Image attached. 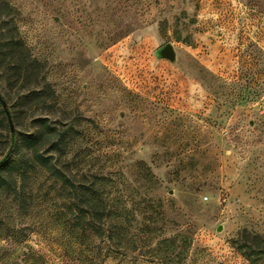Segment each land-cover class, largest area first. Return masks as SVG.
Returning a JSON list of instances; mask_svg holds the SVG:
<instances>
[{
  "label": "rangeland",
  "instance_id": "374dc122",
  "mask_svg": "<svg viewBox=\"0 0 264 264\" xmlns=\"http://www.w3.org/2000/svg\"><path fill=\"white\" fill-rule=\"evenodd\" d=\"M0 96V264H264V0H0Z\"/></svg>",
  "mask_w": 264,
  "mask_h": 264
},
{
  "label": "trees",
  "instance_id": "16d2710c",
  "mask_svg": "<svg viewBox=\"0 0 264 264\" xmlns=\"http://www.w3.org/2000/svg\"><path fill=\"white\" fill-rule=\"evenodd\" d=\"M5 6H9L8 4L4 3ZM0 105H2V99L0 96ZM3 106V105H2ZM4 109V108H3ZM5 112L2 111V113H6L7 115V111L4 110ZM8 116V115H7ZM9 118V117H8ZM41 122H45L44 120H41ZM9 137V146H13L16 144V139H15V133L13 132H8L7 138ZM21 144H23V146L32 151L33 155H34V159L40 164L42 165L44 168H46V170L53 176H55L56 178H58L59 180H61L64 183H68V179L67 177L59 170L57 169L50 161L48 158L43 157L41 155H39V153L37 152V143H38V139L34 138L30 135H23L20 139ZM9 157H6L3 161H0V187H3V185L5 184V177L4 174L5 173H15L17 171L20 170L21 168V164L18 161H9L8 160ZM76 189V188H75ZM103 211H105L106 209V205L105 203L101 204ZM102 215H105V213L103 212Z\"/></svg>",
  "mask_w": 264,
  "mask_h": 264
},
{
  "label": "water",
  "instance_id": "95a60500",
  "mask_svg": "<svg viewBox=\"0 0 264 264\" xmlns=\"http://www.w3.org/2000/svg\"><path fill=\"white\" fill-rule=\"evenodd\" d=\"M155 55L158 59H166V60H169L170 62L176 61V52H175L174 47L171 43H167V44L161 46L160 48H158L155 51ZM2 105H3L4 110H6V104L4 103V101H2ZM7 115H8V112H7ZM8 117H9V115H8ZM9 119H10V117H9Z\"/></svg>",
  "mask_w": 264,
  "mask_h": 264
},
{
  "label": "bare ground",
  "instance_id": "6f19581e",
  "mask_svg": "<svg viewBox=\"0 0 264 264\" xmlns=\"http://www.w3.org/2000/svg\"><path fill=\"white\" fill-rule=\"evenodd\" d=\"M70 59V58H69Z\"/></svg>",
  "mask_w": 264,
  "mask_h": 264
}]
</instances>
